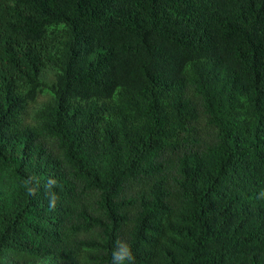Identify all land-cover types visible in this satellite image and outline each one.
Instances as JSON below:
<instances>
[{
	"label": "trees",
	"instance_id": "1",
	"mask_svg": "<svg viewBox=\"0 0 264 264\" xmlns=\"http://www.w3.org/2000/svg\"><path fill=\"white\" fill-rule=\"evenodd\" d=\"M262 190L264 0H0V264H264Z\"/></svg>",
	"mask_w": 264,
	"mask_h": 264
},
{
	"label": "clouds",
	"instance_id": "2",
	"mask_svg": "<svg viewBox=\"0 0 264 264\" xmlns=\"http://www.w3.org/2000/svg\"><path fill=\"white\" fill-rule=\"evenodd\" d=\"M55 184L54 180H49L45 187L51 188ZM36 188H29L30 195L36 194ZM261 198H264V190L260 193ZM58 197L55 193L50 194L49 206L53 209L56 207ZM135 255L132 250L131 244L123 239H117L115 247L112 250V264H135Z\"/></svg>",
	"mask_w": 264,
	"mask_h": 264
},
{
	"label": "rangeland",
	"instance_id": "3",
	"mask_svg": "<svg viewBox=\"0 0 264 264\" xmlns=\"http://www.w3.org/2000/svg\"><path fill=\"white\" fill-rule=\"evenodd\" d=\"M55 74L56 70L53 67H46L44 68L41 76V80L50 85L55 81ZM51 100V95L41 94L38 96L37 100L34 103H29L24 116H23V123L25 125H33L35 123V115L36 112L45 104H47ZM35 264H49L48 261H38Z\"/></svg>",
	"mask_w": 264,
	"mask_h": 264
}]
</instances>
